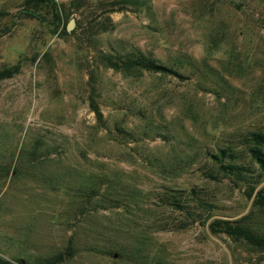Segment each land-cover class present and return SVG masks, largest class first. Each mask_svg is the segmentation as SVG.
I'll use <instances>...</instances> for the list:
<instances>
[{
    "label": "rangeland",
    "instance_id": "1",
    "mask_svg": "<svg viewBox=\"0 0 264 264\" xmlns=\"http://www.w3.org/2000/svg\"><path fill=\"white\" fill-rule=\"evenodd\" d=\"M69 1L0 0V264H264L206 228L264 232L207 156L264 132V0Z\"/></svg>",
    "mask_w": 264,
    "mask_h": 264
},
{
    "label": "trees",
    "instance_id": "2",
    "mask_svg": "<svg viewBox=\"0 0 264 264\" xmlns=\"http://www.w3.org/2000/svg\"><path fill=\"white\" fill-rule=\"evenodd\" d=\"M29 0H25V4H28ZM30 1H44L47 2L53 11L54 18L58 21L59 15L54 7L52 0H30ZM76 1L70 0L69 4L72 8L77 9ZM118 3H124L123 0H117ZM75 3V5H74ZM112 4L115 2H111ZM110 3V5H112ZM111 9V8H110ZM124 10L122 6L118 8ZM27 15L34 17L33 14L26 12ZM107 19V18H106ZM106 28H102L104 31ZM113 67H122L125 69L144 70L147 72H157L160 74L175 75V71L167 68L163 65L156 63L154 60L143 55L140 52L133 54L124 60L120 61V64L116 62L109 63ZM18 65H12L0 70V79L8 78L17 73ZM89 108L94 115V118L99 121L101 119V113L98 106L89 101ZM242 150H234L232 147L226 146L218 148L214 153H207L210 161L216 166L218 173L227 178L234 186L241 188L243 195L250 200L251 208L264 212V132L262 131H249L243 135L240 141ZM244 158L248 160L245 161ZM208 177L215 179L211 173H208ZM260 184V185H259ZM259 185V186H258ZM186 203H194L199 205H205L212 207L210 199L204 200L198 197L193 189L189 190V195L186 197ZM178 198H172L168 204L173 205L179 210H183L184 213L190 214V212L182 207L187 208L188 204H182ZM251 210L246 214H243L235 219H221L211 218L206 223L208 232L212 235H224L233 241H241L251 248L264 253V232H259L249 226L248 219ZM209 216H206L205 220ZM194 219L191 218V221ZM59 260H62V256H59Z\"/></svg>",
    "mask_w": 264,
    "mask_h": 264
},
{
    "label": "water",
    "instance_id": "3",
    "mask_svg": "<svg viewBox=\"0 0 264 264\" xmlns=\"http://www.w3.org/2000/svg\"><path fill=\"white\" fill-rule=\"evenodd\" d=\"M72 27H73V19L70 18L65 24V31L69 32Z\"/></svg>",
    "mask_w": 264,
    "mask_h": 264
}]
</instances>
